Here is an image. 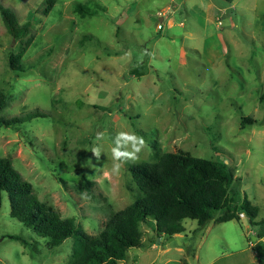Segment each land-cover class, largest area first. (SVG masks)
I'll list each match as a JSON object with an SVG mask.
<instances>
[{
    "label": "rangeland",
    "instance_id": "374dc122",
    "mask_svg": "<svg viewBox=\"0 0 264 264\" xmlns=\"http://www.w3.org/2000/svg\"><path fill=\"white\" fill-rule=\"evenodd\" d=\"M45 1L0 0L19 24H31L33 35L21 58L27 70L15 73L8 54L22 45L0 19V90L7 97L0 116L45 114L0 128V158L11 161L39 201L72 219L76 232L48 248L10 217L4 192L0 264L68 263L82 232L98 235L111 212L133 202L137 184L128 169L156 161L152 142L160 154L227 162L258 210L255 222L264 219V0H200L193 35L166 29L169 19L184 20L170 0H54L42 15ZM77 4L92 15L81 16ZM247 120L252 124L243 125ZM119 132L142 136L146 146L117 175L111 149ZM97 146L99 159L91 151ZM182 225L185 231L169 242L153 221L142 223L144 247L129 249L122 263L257 264L264 247L244 215L203 228L189 219Z\"/></svg>",
    "mask_w": 264,
    "mask_h": 264
},
{
    "label": "trees",
    "instance_id": "16d2710c",
    "mask_svg": "<svg viewBox=\"0 0 264 264\" xmlns=\"http://www.w3.org/2000/svg\"><path fill=\"white\" fill-rule=\"evenodd\" d=\"M54 0H46L42 15H47ZM75 11L81 16H91L92 11L77 4ZM0 19L6 33L22 45L18 53L8 54V66L15 73L25 72L21 58L32 44L29 35L31 24H19L15 14L0 5ZM6 95L0 90V112L6 106ZM45 114L33 111L22 117L2 118L0 128H16ZM252 124L244 121L243 125ZM138 133L141 134L140 131ZM155 152L154 163H137L128 170L136 180L137 195L126 208L111 212L96 236L81 233L71 247L66 264H121L127 251L144 247L140 225L151 220L158 234L172 237L185 231L183 220L189 219L203 228L210 222L239 221L244 215L255 228L254 237L260 242L264 237V219L255 222L257 208L242 196L240 179L222 159H196L185 155L157 151V144L150 143ZM88 184V181H84ZM9 199L11 218L16 219L37 237L46 240L48 248H55L73 238L76 227L72 219H61L48 204L39 201L32 185L23 180L8 158H0V207L2 193ZM24 247L34 248L23 237L7 235ZM257 264H264V247H259Z\"/></svg>",
    "mask_w": 264,
    "mask_h": 264
},
{
    "label": "clouds",
    "instance_id": "9594fccd",
    "mask_svg": "<svg viewBox=\"0 0 264 264\" xmlns=\"http://www.w3.org/2000/svg\"><path fill=\"white\" fill-rule=\"evenodd\" d=\"M103 133L98 132L96 134V140L103 139ZM114 147L111 149V156L113 160L112 173L120 174L123 167L129 162L135 163L138 161V154L146 146V141L142 136H138L135 133L119 132L114 140ZM92 156L99 159L101 157V148L99 146L92 148Z\"/></svg>",
    "mask_w": 264,
    "mask_h": 264
},
{
    "label": "crops",
    "instance_id": "0c3cea01",
    "mask_svg": "<svg viewBox=\"0 0 264 264\" xmlns=\"http://www.w3.org/2000/svg\"><path fill=\"white\" fill-rule=\"evenodd\" d=\"M173 4V11L175 13H179L181 18H184V20H181L178 24L174 22L173 19H169L168 24L165 27L166 29H171L173 26L183 28V31L187 30L188 35H193L195 30L200 29V0H170ZM208 8V3L206 5V10ZM162 18H159V21H161ZM164 22V19L162 23ZM164 26V24H163ZM258 243V242H257ZM261 244H264V237L259 242ZM123 264V263H121ZM153 264V263H151Z\"/></svg>",
    "mask_w": 264,
    "mask_h": 264
},
{
    "label": "water",
    "instance_id": "95a60500",
    "mask_svg": "<svg viewBox=\"0 0 264 264\" xmlns=\"http://www.w3.org/2000/svg\"><path fill=\"white\" fill-rule=\"evenodd\" d=\"M226 163H227V162H226ZM173 240H174V237H170V238H169V242H170V241H173ZM253 240H256V238L253 237Z\"/></svg>",
    "mask_w": 264,
    "mask_h": 264
},
{
    "label": "built area",
    "instance_id": "2783aa9c",
    "mask_svg": "<svg viewBox=\"0 0 264 264\" xmlns=\"http://www.w3.org/2000/svg\"><path fill=\"white\" fill-rule=\"evenodd\" d=\"M158 29L161 30L162 29V25H158ZM243 216V215H240Z\"/></svg>",
    "mask_w": 264,
    "mask_h": 264
}]
</instances>
